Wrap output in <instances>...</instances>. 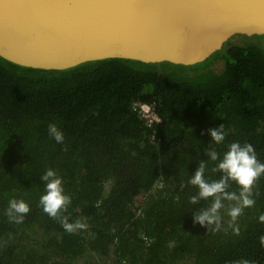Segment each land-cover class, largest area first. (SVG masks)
<instances>
[{"label": "trees", "instance_id": "1", "mask_svg": "<svg viewBox=\"0 0 264 264\" xmlns=\"http://www.w3.org/2000/svg\"><path fill=\"white\" fill-rule=\"evenodd\" d=\"M262 41L228 44L215 53L220 70L106 59L44 71L0 57V264H264V176L238 235L194 225L191 215L206 205L189 204L187 185L207 159V129L221 124L218 151L251 143L264 161ZM136 102L153 105L160 122L146 127ZM50 123L63 144L48 136ZM48 169L71 198L61 215L85 228L69 233L42 211ZM13 198L31 209L22 224L4 215Z\"/></svg>", "mask_w": 264, "mask_h": 264}, {"label": "water", "instance_id": "2", "mask_svg": "<svg viewBox=\"0 0 264 264\" xmlns=\"http://www.w3.org/2000/svg\"><path fill=\"white\" fill-rule=\"evenodd\" d=\"M202 1L0 0V57L44 71L106 59L188 67L204 62L235 37L262 36L264 47V0H236L249 6L241 20L227 25L217 44L207 40L192 49L197 32L210 21L224 20ZM177 14H183L179 22ZM198 18L202 21L194 24ZM175 25L164 36L162 29Z\"/></svg>", "mask_w": 264, "mask_h": 264}, {"label": "clouds", "instance_id": "3", "mask_svg": "<svg viewBox=\"0 0 264 264\" xmlns=\"http://www.w3.org/2000/svg\"><path fill=\"white\" fill-rule=\"evenodd\" d=\"M47 134L56 144L64 143V133L56 123L48 125ZM207 135L210 137V143L204 151L207 159L198 163L187 180V185L195 189L194 194L189 197V204L197 206L204 202L206 205L191 215L192 221L208 233L231 229L234 235H238V218L245 209L253 208L256 204L253 188L257 180L264 176V161L258 159L256 149L251 143L234 141L227 144L225 151H218L217 149L225 144L227 136L223 124L207 129ZM210 163L214 165L211 171L218 176L216 179H210L206 175ZM40 181L44 186L39 200L42 211L50 218L59 219L69 233L85 228L84 223H69L67 217L61 215L70 205L71 198L65 194L63 180L57 172L54 169L46 170ZM232 186H235V191L230 190ZM30 211L24 200L13 198L9 200L4 215L9 222L22 224ZM225 216L228 217L226 228L223 227ZM258 219L264 223V214ZM260 241L264 244V236L260 237ZM237 264L252 262L241 259Z\"/></svg>", "mask_w": 264, "mask_h": 264}, {"label": "bare ground", "instance_id": "4", "mask_svg": "<svg viewBox=\"0 0 264 264\" xmlns=\"http://www.w3.org/2000/svg\"><path fill=\"white\" fill-rule=\"evenodd\" d=\"M202 2L204 7L212 8L214 10V13L222 15L224 17V20L220 19L219 22L216 21L214 23L210 21V23L208 24L210 25L209 27H204L201 31L197 32L191 44L192 49H196V47L198 48L199 46L201 47L203 43H207V40H211L214 42V44H217L219 40L218 38L221 36L222 31H224V29H229L227 25L232 26L234 22L238 23V21L241 20V16H243L244 13L248 12L249 7H246L247 5L242 2H240V4L237 3L236 0H218V2H216L215 0H203ZM192 6L193 5H190L189 8H191ZM189 8L185 12H187ZM174 18L176 22H179V20L183 18V14H177ZM201 21V18H198L194 22V24H199ZM215 23L217 25L213 26ZM176 27L177 25L169 28H163L162 31L164 36L171 34L172 31L176 29ZM219 27H222V29H220ZM133 39L134 38H132V40ZM228 44H230V41H226L224 43V45ZM224 47L225 46L221 45V49L218 52H222L224 50Z\"/></svg>", "mask_w": 264, "mask_h": 264}, {"label": "built area", "instance_id": "5", "mask_svg": "<svg viewBox=\"0 0 264 264\" xmlns=\"http://www.w3.org/2000/svg\"><path fill=\"white\" fill-rule=\"evenodd\" d=\"M133 110L137 112L139 118L144 120L145 126L148 128L153 127L156 123L160 122V118L155 112L153 105H146L143 103H133ZM154 139V136H152Z\"/></svg>", "mask_w": 264, "mask_h": 264}, {"label": "rangeland", "instance_id": "6", "mask_svg": "<svg viewBox=\"0 0 264 264\" xmlns=\"http://www.w3.org/2000/svg\"><path fill=\"white\" fill-rule=\"evenodd\" d=\"M234 39L235 40L230 41V45L241 43L242 40H244V37H235ZM250 40H251V42H254V41L256 42V40H254V39H250ZM224 46L227 48V45H224ZM195 65H197V67H199V68H202L204 66H206V67L211 66L210 68H212V69L220 70V69H222V66H223V60H221L220 58H217L216 54H214V55H211L210 57H208L204 62H201L199 64H195Z\"/></svg>", "mask_w": 264, "mask_h": 264}]
</instances>
